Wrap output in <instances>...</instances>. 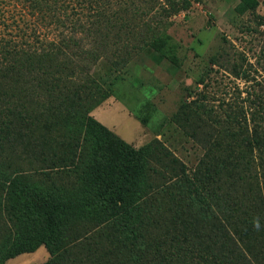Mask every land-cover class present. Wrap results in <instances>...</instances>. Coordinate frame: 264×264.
<instances>
[{
  "label": "trees",
  "instance_id": "obj_1",
  "mask_svg": "<svg viewBox=\"0 0 264 264\" xmlns=\"http://www.w3.org/2000/svg\"><path fill=\"white\" fill-rule=\"evenodd\" d=\"M183 1L0 0V264H264V115L191 99L189 167L90 114L137 56L177 63Z\"/></svg>",
  "mask_w": 264,
  "mask_h": 264
},
{
  "label": "rangeland",
  "instance_id": "obj_2",
  "mask_svg": "<svg viewBox=\"0 0 264 264\" xmlns=\"http://www.w3.org/2000/svg\"><path fill=\"white\" fill-rule=\"evenodd\" d=\"M256 1L250 8L244 0H184L166 17L176 66L137 56L91 116L135 148L156 136L195 165L203 150L176 123L191 99L221 109L249 105L264 115V0ZM49 257L40 245L3 264H42Z\"/></svg>",
  "mask_w": 264,
  "mask_h": 264
}]
</instances>
